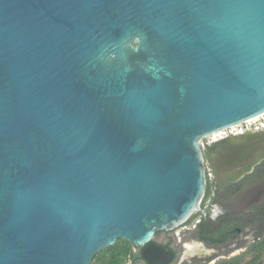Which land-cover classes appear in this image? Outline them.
<instances>
[{
    "label": "water",
    "instance_id": "95a60500",
    "mask_svg": "<svg viewBox=\"0 0 264 264\" xmlns=\"http://www.w3.org/2000/svg\"><path fill=\"white\" fill-rule=\"evenodd\" d=\"M262 114L264 0H0V264L174 231L205 151L240 160L203 141Z\"/></svg>",
    "mask_w": 264,
    "mask_h": 264
},
{
    "label": "flooded vegetation",
    "instance_id": "af4514ba",
    "mask_svg": "<svg viewBox=\"0 0 264 264\" xmlns=\"http://www.w3.org/2000/svg\"><path fill=\"white\" fill-rule=\"evenodd\" d=\"M237 163H226L229 147L205 151L206 191L201 208L171 232H157L149 245L133 248L128 264H149L145 250L169 249L167 264H234L251 257L264 240V129L231 137ZM213 149V143H205ZM136 258V259H134ZM160 262V260H157Z\"/></svg>",
    "mask_w": 264,
    "mask_h": 264
},
{
    "label": "trees",
    "instance_id": "16d2710c",
    "mask_svg": "<svg viewBox=\"0 0 264 264\" xmlns=\"http://www.w3.org/2000/svg\"><path fill=\"white\" fill-rule=\"evenodd\" d=\"M132 258L133 248L131 244L127 241L119 240L114 246L99 253L94 260V264H128ZM263 258L264 240L253 250L251 260L246 264H263Z\"/></svg>",
    "mask_w": 264,
    "mask_h": 264
},
{
    "label": "built area",
    "instance_id": "2783aa9c",
    "mask_svg": "<svg viewBox=\"0 0 264 264\" xmlns=\"http://www.w3.org/2000/svg\"><path fill=\"white\" fill-rule=\"evenodd\" d=\"M260 129H264V114L256 119L254 118L231 128L219 131L210 136L207 140L208 143H215L234 136L242 135L247 131H258Z\"/></svg>",
    "mask_w": 264,
    "mask_h": 264
},
{
    "label": "rangeland",
    "instance_id": "374dc122",
    "mask_svg": "<svg viewBox=\"0 0 264 264\" xmlns=\"http://www.w3.org/2000/svg\"><path fill=\"white\" fill-rule=\"evenodd\" d=\"M205 143H208V140H207V139L203 141V145H205ZM250 258H251V257H247V261H249ZM263 264H264V258H263Z\"/></svg>",
    "mask_w": 264,
    "mask_h": 264
},
{
    "label": "bare ground",
    "instance_id": "6f19581e",
    "mask_svg": "<svg viewBox=\"0 0 264 264\" xmlns=\"http://www.w3.org/2000/svg\"><path fill=\"white\" fill-rule=\"evenodd\" d=\"M258 117H259V116H258ZM258 117H256V118H258ZM256 118H255V119H256ZM247 132H250V131H247Z\"/></svg>",
    "mask_w": 264,
    "mask_h": 264
}]
</instances>
